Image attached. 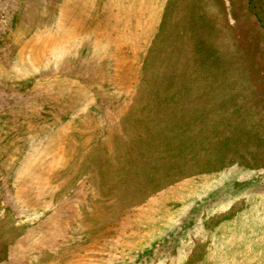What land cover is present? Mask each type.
<instances>
[{
  "label": "rangeland",
  "instance_id": "rangeland-1",
  "mask_svg": "<svg viewBox=\"0 0 264 264\" xmlns=\"http://www.w3.org/2000/svg\"><path fill=\"white\" fill-rule=\"evenodd\" d=\"M0 264H264V0H0Z\"/></svg>",
  "mask_w": 264,
  "mask_h": 264
}]
</instances>
